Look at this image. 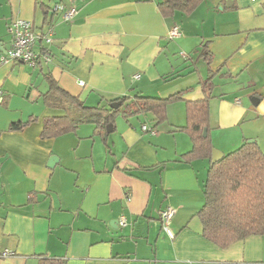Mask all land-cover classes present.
I'll return each mask as SVG.
<instances>
[{"label": "crops", "instance_id": "obj_1", "mask_svg": "<svg viewBox=\"0 0 264 264\" xmlns=\"http://www.w3.org/2000/svg\"><path fill=\"white\" fill-rule=\"evenodd\" d=\"M163 1L0 0V254L14 253L0 264H264V236L226 249L203 236L212 157L184 160L193 144L180 130L185 101L204 99L211 81L213 149L264 151V0H205L169 19ZM57 6L78 12L66 21ZM16 19L50 35L37 41L36 64L2 61ZM46 73L91 107L137 95L183 99L169 104L166 128L119 115L110 133L83 124L44 139V119L63 115L42 103ZM219 83L229 90L216 92ZM169 207L170 233L160 216Z\"/></svg>", "mask_w": 264, "mask_h": 264}, {"label": "trees", "instance_id": "obj_2", "mask_svg": "<svg viewBox=\"0 0 264 264\" xmlns=\"http://www.w3.org/2000/svg\"><path fill=\"white\" fill-rule=\"evenodd\" d=\"M204 1L164 0L158 8L162 16L169 19L178 13L190 15ZM205 55L208 53L205 52ZM207 61L211 62L209 57ZM45 78L49 89L42 94V103L47 108L61 111L63 115L44 119V139L76 133L83 124L95 125L105 132L119 115L129 120L131 117L152 114L154 126L158 127L167 120L169 104L183 99L181 94L168 99L137 95L133 100L127 96L119 99L123 107L121 110H114L108 105L91 107L62 89L51 73H46ZM211 91V81L205 82L204 99L185 101L187 121L180 130L190 136L193 145L192 150L184 155V160L212 157L210 137L203 136L210 123ZM34 119L14 123L10 130H22ZM204 194L205 204L199 217L204 228L203 236L208 241L226 249L238 241L264 236V151L257 144L246 143L224 155L210 166Z\"/></svg>", "mask_w": 264, "mask_h": 264}, {"label": "built area", "instance_id": "obj_3", "mask_svg": "<svg viewBox=\"0 0 264 264\" xmlns=\"http://www.w3.org/2000/svg\"><path fill=\"white\" fill-rule=\"evenodd\" d=\"M63 12V18L66 21H72L78 10L76 7H71L64 11L62 6H57L55 12ZM11 32L14 35V41L11 48L6 52V55L2 58L3 62H13L19 61L26 64H36L38 55L35 52V47L39 39L45 40L47 43H51L52 40L50 35L39 36L34 31V25L29 21H24L22 19H16L11 24ZM180 36V31L178 27H174L170 32V38H177ZM136 78H139L138 76ZM81 86H84V82L80 83ZM144 131H149L154 134L152 129L148 127H143ZM176 210L174 208H167L160 212V216L165 226V230L170 233L168 225L172 218L175 216ZM121 224H124V221H121ZM14 255L11 251H4L0 256L2 258H7Z\"/></svg>", "mask_w": 264, "mask_h": 264}, {"label": "water", "instance_id": "obj_4", "mask_svg": "<svg viewBox=\"0 0 264 264\" xmlns=\"http://www.w3.org/2000/svg\"><path fill=\"white\" fill-rule=\"evenodd\" d=\"M257 101V103L259 102V99H255ZM121 106V102H116L110 105V108L114 109V110H118ZM107 132L110 133L112 131V124H109L107 126ZM203 136L206 138L208 136V129L204 130ZM251 142H255V141H251ZM224 157V153H222L221 151L217 150V149H213V153H212V163L215 164L218 161H220L222 158ZM57 161V158H52L50 161V167L54 166V163Z\"/></svg>", "mask_w": 264, "mask_h": 264}, {"label": "rangeland", "instance_id": "obj_5", "mask_svg": "<svg viewBox=\"0 0 264 264\" xmlns=\"http://www.w3.org/2000/svg\"><path fill=\"white\" fill-rule=\"evenodd\" d=\"M228 88H229V87H228L227 85H225V84H220V83H219V87H217V89H216L215 91L218 92L219 90H222V91H223V90H229ZM176 103L178 104V103H180V102H176ZM176 103L170 105V107L173 106V105H177ZM183 103H184V102H183ZM183 105H184V104H183ZM215 105H216V104H214V107H215ZM170 109H171V108H170ZM169 111H170V110H169ZM131 118H132V117H131ZM131 118H130V119H131ZM119 119H121V116L118 117V120H119ZM132 119H133V122H137V123H139V124H140V123H145V122H146V124H153V123H152V117H151V115H146V116H144V117L142 116V117H138V118H137V117H133ZM132 119H131V120H132ZM161 125H162L161 127L166 128V127H168V122H165V123H163V124H161ZM212 125H214V124H212ZM235 132H236V130H235V131H232V130L230 131L231 134H234ZM214 148H216V147H214ZM216 149H217V148H216Z\"/></svg>", "mask_w": 264, "mask_h": 264}]
</instances>
